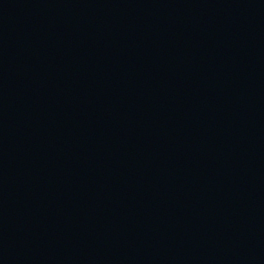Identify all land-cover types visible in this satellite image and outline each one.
Returning a JSON list of instances; mask_svg holds the SVG:
<instances>
[{
    "label": "water",
    "instance_id": "1",
    "mask_svg": "<svg viewBox=\"0 0 264 264\" xmlns=\"http://www.w3.org/2000/svg\"><path fill=\"white\" fill-rule=\"evenodd\" d=\"M0 264H264V0H0Z\"/></svg>",
    "mask_w": 264,
    "mask_h": 264
}]
</instances>
